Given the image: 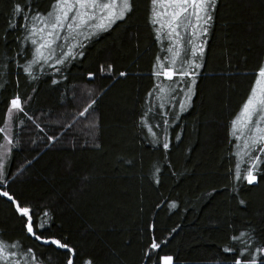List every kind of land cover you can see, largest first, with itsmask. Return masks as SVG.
<instances>
[{"label": "trees", "instance_id": "16d2710c", "mask_svg": "<svg viewBox=\"0 0 264 264\" xmlns=\"http://www.w3.org/2000/svg\"><path fill=\"white\" fill-rule=\"evenodd\" d=\"M56 2L0 0V264H264V132L243 144L264 121H240L264 0H211L178 44L155 0H129L38 59L33 23Z\"/></svg>", "mask_w": 264, "mask_h": 264}, {"label": "rangeland", "instance_id": "374dc122", "mask_svg": "<svg viewBox=\"0 0 264 264\" xmlns=\"http://www.w3.org/2000/svg\"><path fill=\"white\" fill-rule=\"evenodd\" d=\"M211 0H155V21L158 25V30L163 39L166 40V34L169 38H174L172 44H178L179 34L187 36L190 34V26L196 24L197 32L195 37L200 36L203 32L202 26L205 23L207 12L209 11ZM129 0H57L54 8L43 17H37L33 23L31 37L35 41V55L38 59L46 58L55 47H63L65 42L71 41L66 50V55H70L77 41H81L90 33H96L104 28V25L113 24L117 20L123 18L128 11ZM107 26V25H106ZM179 27V28H178ZM168 29V30H167ZM195 29V26H194ZM205 29V28H204ZM177 34H172L173 32ZM170 31L172 33H170ZM177 31V32H176ZM73 34L75 36L73 37ZM174 35V37L172 36ZM186 38V37H185ZM203 48L201 44L200 49ZM175 54V53H174ZM182 59V52L176 53L174 59H171V64L174 65ZM165 75L170 77L175 74L172 69H165ZM255 91L252 98L247 102L243 113L240 116V121L244 118H251L261 123L264 121V71L258 75ZM20 106L18 99L13 100L12 109ZM171 113H175L172 111ZM176 114V113H175ZM12 112L9 115L7 128L5 130L6 142L2 147L1 152L6 157L10 152V122ZM255 121V123H256ZM263 123V122H262ZM261 123V124H262ZM171 127L174 126L172 123ZM252 131H246L244 134V147L249 140L254 145L258 144L257 148L263 149V139L261 134L264 132V125H253ZM5 159V158H4ZM6 161V159H5ZM2 165L5 166L6 162ZM5 163V164H4ZM0 173L4 174L3 166H0ZM253 175L249 179H254ZM27 216L29 211L20 209ZM29 223V227H30ZM31 230V227L29 228ZM171 260H165L170 262Z\"/></svg>", "mask_w": 264, "mask_h": 264}]
</instances>
